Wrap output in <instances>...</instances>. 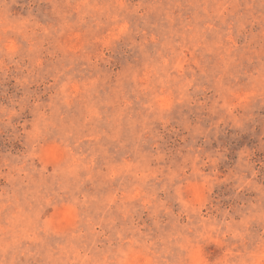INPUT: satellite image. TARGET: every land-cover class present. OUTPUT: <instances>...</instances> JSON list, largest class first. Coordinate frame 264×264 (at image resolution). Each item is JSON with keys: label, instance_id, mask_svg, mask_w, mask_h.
Returning <instances> with one entry per match:
<instances>
[{"label": "rangeland", "instance_id": "rangeland-1", "mask_svg": "<svg viewBox=\"0 0 264 264\" xmlns=\"http://www.w3.org/2000/svg\"><path fill=\"white\" fill-rule=\"evenodd\" d=\"M0 264H264V0H0Z\"/></svg>", "mask_w": 264, "mask_h": 264}]
</instances>
